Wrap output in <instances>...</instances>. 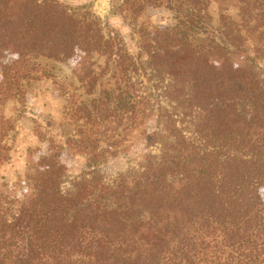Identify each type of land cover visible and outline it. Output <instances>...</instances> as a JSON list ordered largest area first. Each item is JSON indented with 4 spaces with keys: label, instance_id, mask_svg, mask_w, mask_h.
Wrapping results in <instances>:
<instances>
[{
    "label": "trees",
    "instance_id": "trees-1",
    "mask_svg": "<svg viewBox=\"0 0 264 264\" xmlns=\"http://www.w3.org/2000/svg\"><path fill=\"white\" fill-rule=\"evenodd\" d=\"M237 1L235 16L214 20L210 0H121L112 13L133 21L148 6L175 13L133 54L89 10L0 0V141L13 129L5 104L29 78H51L76 124L38 159L30 194L0 192V264H264V0ZM9 49L15 59L2 62ZM78 52L85 71L59 76ZM154 114L150 150L103 176L101 141L117 132L114 146ZM62 149L92 166L66 189Z\"/></svg>",
    "mask_w": 264,
    "mask_h": 264
},
{
    "label": "rangeland",
    "instance_id": "rangeland-1",
    "mask_svg": "<svg viewBox=\"0 0 264 264\" xmlns=\"http://www.w3.org/2000/svg\"><path fill=\"white\" fill-rule=\"evenodd\" d=\"M75 13L81 14L89 10L101 18L103 24L113 27L123 37L128 50L136 54L140 44L154 31L155 28L171 25L175 22V13L164 6H148L136 19L124 16L125 14H113L112 9L121 0H59ZM237 0H210V12L215 19L221 12H227L235 16L237 12ZM223 8V9H222ZM258 33H254L249 41V52L252 54V46L259 45ZM16 54L11 50L4 51L1 61L10 62ZM247 55L236 54L232 62L236 66H244ZM89 57L81 52L72 56L66 64L57 65V74L71 75L72 71L83 73L89 64ZM99 59V66L102 64ZM259 68L264 70V61L259 62ZM64 88L66 87L63 85ZM145 88L150 92L151 84L145 82ZM24 92L18 97L9 99L4 108V113L13 121V129L0 143L5 150H0L5 157L0 163V192L4 196L22 200L33 191L30 175L34 172L39 158L49 152L53 143L64 145V135L73 134L76 124L66 115L65 96L52 82L51 78H29L23 85ZM153 98L155 92H152ZM156 124L155 114L148 117L144 124L126 137H117V132L108 134L100 143V148L105 151V157L97 164V170L106 178H113L118 173L127 172L139 162L150 148L146 146L143 132L153 131ZM110 136V137H109ZM8 148V149H7ZM111 152H116L112 155ZM61 161L66 165V175L62 188L71 186L73 177L81 171L92 169L87 156L76 155L69 157L65 150L61 151ZM264 197V185L261 188Z\"/></svg>",
    "mask_w": 264,
    "mask_h": 264
}]
</instances>
